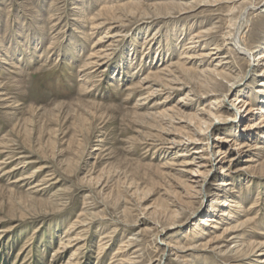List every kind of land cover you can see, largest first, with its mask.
Masks as SVG:
<instances>
[{
	"label": "rangeland",
	"instance_id": "1",
	"mask_svg": "<svg viewBox=\"0 0 264 264\" xmlns=\"http://www.w3.org/2000/svg\"><path fill=\"white\" fill-rule=\"evenodd\" d=\"M237 36L264 55V0H0V264H264Z\"/></svg>",
	"mask_w": 264,
	"mask_h": 264
},
{
	"label": "bare ground",
	"instance_id": "2",
	"mask_svg": "<svg viewBox=\"0 0 264 264\" xmlns=\"http://www.w3.org/2000/svg\"><path fill=\"white\" fill-rule=\"evenodd\" d=\"M233 40H234V45L239 50L238 52H240L243 55H247L249 53L247 49L242 47L241 43L239 42L238 36L235 37V39H233ZM249 55L251 57H254V59H253L254 63L257 62L258 65L263 63V60H264V55L263 54H260V55L254 54V51H253L252 53H249ZM231 100L234 101V102H237V103L233 104L235 106V108L238 107V105L242 102V100L240 98H232ZM263 111H264V108H263V110H261V112H263ZM213 138L216 139V137H213ZM219 152H221V151H219ZM230 184H231L230 181H224V183H223V185H230ZM221 203H224V202H221Z\"/></svg>",
	"mask_w": 264,
	"mask_h": 264
}]
</instances>
